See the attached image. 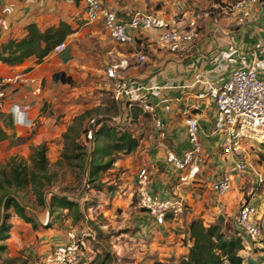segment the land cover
I'll return each instance as SVG.
<instances>
[{
	"label": "crops",
	"instance_id": "obj_1",
	"mask_svg": "<svg viewBox=\"0 0 264 264\" xmlns=\"http://www.w3.org/2000/svg\"><path fill=\"white\" fill-rule=\"evenodd\" d=\"M233 2L103 0L104 7L114 11L121 21H128L136 11L160 15L180 27H186L189 22L195 21L198 37L194 48L190 53L176 54L159 49L152 41L154 36L152 32L143 29H128L135 37V47L113 41L100 22L90 23L85 19L83 6L79 0H0V16L3 17L0 43L9 38L23 36L26 25L30 23L44 28L65 21L77 29L65 40V47L61 51L50 54L42 63L37 64L30 59L18 66L0 65V75H11L17 70H27L42 83L43 78L49 77L50 71L61 72L70 66L69 72L74 73V64L82 68L98 60L99 69L105 74L102 67L107 68L124 61V68L119 72L129 81L130 87L137 90L121 103L124 104L123 108L130 110L132 104L141 108L140 100H144L153 106V112L148 113L152 127L144 138H141L143 145L140 144L132 154L121 159L122 164L126 166L124 169L130 173L129 182H124L121 188L126 192L130 191L136 184L138 170L144 167L149 173L148 188L153 196L159 199L171 196L183 198L185 212L179 218L169 215L171 219L160 226L147 211L141 210L152 220L149 230L161 229V236L165 235L167 245L168 240L175 238V235L187 236V228L192 219L200 218L206 222L207 219L214 220L219 217L227 221L229 217L232 220L236 218V215L227 212L229 200L234 205L237 203L235 196L231 194L219 198L210 185L213 170L227 159L221 155L219 135L213 131L215 105L211 99L197 98L198 93L204 88L205 79L209 78L216 85H221L242 60L247 63L254 62L258 73L264 75V11L260 12L257 5L252 6L250 19L241 25L237 23L235 13L225 10V7ZM137 53L144 54L146 60L138 61ZM107 79L111 87V80L108 77ZM32 90V85L16 89L6 105V108L13 104L22 106L27 121L31 123V126L21 125L14 122L11 117L12 125L7 129V133L11 135V139H24L14 147H24L33 140L28 131L34 128L39 113L46 114L44 113L46 90L42 88L40 95H34ZM141 111L144 112L142 108ZM7 114L11 116V113ZM191 115L198 118L207 161L194 179L183 184L178 180L183 171H175L165 162V148L170 147L177 154L189 148L186 118ZM154 118L161 120L164 136L155 129ZM137 134L140 135L141 131L135 135ZM251 169H254V172ZM256 171L248 162L244 178L237 176L234 178L231 189L233 195L238 193L239 200L247 191V180L251 175H255ZM131 195L132 192L127 196L130 198ZM234 223L237 226V222ZM31 231L37 236L35 239L37 249L31 248L28 251L30 256L35 253L40 256L51 246L61 244L67 238V231L65 234H62V231L51 233L53 231L51 227ZM259 244L262 246L259 248L264 247L263 242ZM168 247L171 250L170 259L173 264L177 263L180 249L175 245L173 248L170 245ZM164 248H167L166 245L163 249L161 247L162 250ZM261 254L262 252H254L253 257L248 258V264H259L263 259Z\"/></svg>",
	"mask_w": 264,
	"mask_h": 264
},
{
	"label": "rangeland",
	"instance_id": "obj_2",
	"mask_svg": "<svg viewBox=\"0 0 264 264\" xmlns=\"http://www.w3.org/2000/svg\"><path fill=\"white\" fill-rule=\"evenodd\" d=\"M99 63L95 60L92 64H87L82 68L74 64V73L69 72L70 66L66 67V70L61 72H64L65 78L69 77V83L62 82L60 75L50 71L49 77L43 78L41 83L42 88L46 90L45 99L47 100L46 102L43 100L46 114L39 113L34 128L28 131L33 140L24 147H14L12 141H6L0 148V168L6 166L8 169V162L10 164L25 162L31 169L33 147L44 143L48 148L47 157L51 176L50 182L44 187L45 201H49L51 194L66 195L71 200L77 201L80 206L79 219L73 222V214L65 215L66 211L61 213L59 209L50 214L46 206H40L31 184L20 190L13 187L0 189V224L4 220L11 224L10 237L0 242L7 245L6 251L1 255L0 264H39V254L35 253L32 256L28 254L31 248L37 249L35 240L37 236L31 231L33 228L30 224L18 218L13 208L4 209L3 202L9 197L18 200L26 214L33 216L42 225L49 223L48 225L53 229L51 233L62 231L61 233L65 234L71 228L82 229L85 225L91 228L94 239L89 238V245L83 250L81 256V264H153L154 261L163 263L170 259L171 250L168 245L173 248V241L176 238L169 239L168 245L165 242V235L153 242L147 238L152 220L144 212L134 209L135 186L133 185L128 192L121 188L124 182H129L128 177L130 176V173L124 169L126 166L121 162L124 158L122 154H118L119 159L113 168L100 174V178L98 177L94 183L87 181V167L83 172L75 160L69 164L62 154L64 146L61 134L75 119L81 122L82 128L85 129L81 143L85 145L88 152L97 145L96 143H99L93 138L99 121H104L117 129H129L134 135L141 131L140 138H144L151 130L150 117L149 119L144 117L136 119L130 115L128 108H123L124 104L115 103L110 81L100 71ZM102 69L106 68L102 67ZM6 105L3 112L11 113L12 120L17 122L15 109L11 106L6 108ZM88 110H92L91 114L81 119L80 115ZM89 129L93 130L92 139L86 137ZM140 144L143 145L141 142ZM245 151L247 163H251L257 172L264 176V147L258 148L255 145L246 148ZM251 170L254 172V169ZM243 175L238 177H243ZM235 177L233 175V178ZM255 179L256 176L251 175L248 182L245 180L247 191L241 200L238 198V193L233 195L232 189L225 196L232 194L235 196L234 199H237L235 205L231 200L227 205V212L236 215L233 220L231 217L228 219L231 231L235 227L234 221L237 220L240 206L244 203L253 202L261 215L257 219H264V182L252 192ZM98 184L103 185V190H98L94 186ZM130 192L132 195L129 198L127 195ZM207 220L208 223L217 221V219ZM41 227L47 228L46 226ZM244 241L245 249L242 254L245 259L253 257L254 252L257 251L262 252L261 256L264 257V247L259 248L262 247L259 244L261 242L264 246V230L253 245L247 239ZM164 245L167 248L162 250ZM7 258H15L19 261L11 263L5 260ZM261 264H264V260Z\"/></svg>",
	"mask_w": 264,
	"mask_h": 264
},
{
	"label": "built area",
	"instance_id": "obj_3",
	"mask_svg": "<svg viewBox=\"0 0 264 264\" xmlns=\"http://www.w3.org/2000/svg\"><path fill=\"white\" fill-rule=\"evenodd\" d=\"M79 1L87 21L100 22L109 38L118 43L135 47V37L128 32V29H143L152 32L154 35L152 41L159 49L186 54L192 51L198 37L195 21L189 22L186 27H180L160 15L144 11H136L128 21H121L114 11L104 7L103 0ZM254 5H257L260 12L264 11V0H238L225 7V10L235 13L237 23L244 25L251 17V8ZM2 25L3 17L0 16V26ZM64 47L65 42L60 43L54 48L53 53L61 51ZM136 56L138 61L146 60V56L142 53H137ZM123 63L124 61L112 64L105 69V75L111 80L112 97L118 105L137 90L132 89L129 81L120 74V69L124 68ZM203 84L204 88L198 93L197 98H208L213 101L215 105L213 131L220 137L221 155L227 158L213 170L210 185L217 197H225L231 190L233 175L238 177L248 170L245 149L264 144V75L258 73L254 62L247 63L242 60L221 85H216L209 78L205 79ZM25 85H32V93L40 95L41 80L30 75L27 70H17L11 75H0V113L4 111L6 102L13 94L7 88ZM11 107L16 111L17 123L31 126L22 106L13 104ZM140 107L144 112L150 114L153 112V106L144 100H140ZM154 127L160 135H165L160 119L154 118ZM92 132L91 129L87 131L88 139H92ZM186 133L189 143L187 150L177 154L170 147L165 148V162L175 171H183L178 176V180L183 184L194 179L207 161L201 140V127L196 116L191 115L186 118ZM136 176L134 209L147 210L159 226L166 222L168 215H172L173 218L180 217L185 207L183 198L176 196L159 199L153 196L148 188L149 173L144 167L138 170ZM255 176L252 192L264 182L262 173L256 171ZM260 217L253 202L240 206L236 220L237 227L243 239H247L251 244L258 240L264 230V219H257ZM161 235L162 230L156 228L148 231L147 238L153 242ZM89 238L94 239V235L87 225L82 229L71 228L67 231L64 243L51 246L40 254L39 264H79L83 250L89 245ZM173 244L181 250L182 259L187 261L182 239L176 238ZM221 257L223 264H231L227 255Z\"/></svg>",
	"mask_w": 264,
	"mask_h": 264
},
{
	"label": "trees",
	"instance_id": "obj_4",
	"mask_svg": "<svg viewBox=\"0 0 264 264\" xmlns=\"http://www.w3.org/2000/svg\"><path fill=\"white\" fill-rule=\"evenodd\" d=\"M213 1L220 2L221 0ZM227 1L236 2L238 0ZM85 19L87 20L86 15ZM76 30L75 27L65 21H60L58 24L48 25L44 28L30 23L26 25L23 36L9 38L0 43V65L18 66L30 59H33L37 64L42 63L53 53L57 45L65 42L68 36L76 32ZM57 73L58 72L55 74ZM64 83H69V77L65 78ZM20 87L22 86H9L7 90L9 89V92L12 91L14 93L15 90ZM122 103H124V101ZM91 112L92 110L85 111L80 115V118H85V116L90 115ZM130 115L136 119L140 117L149 119L150 117L148 113H142L141 108L136 104H132ZM75 120L61 134L64 146L62 154L69 164L75 160L77 166H79L83 172L87 167V181L90 183H94L97 181L100 174L113 168L114 164L119 159L118 154H122L123 157L129 156L140 146V135L136 136L129 129H117V127L109 125L104 121H99L97 123L98 128L94 132L93 137L94 140L99 143H96L97 145L88 152L85 145L81 143V137L85 129L82 128L81 122L79 123ZM11 125V116L4 112L0 113V148L5 144L6 140L12 141V145L19 144L22 140L24 141L22 138L16 140L11 139V135L7 133V129L11 127ZM259 146L264 147V144ZM259 146L258 148H260ZM47 151L48 148L44 143L33 147V166L31 169L25 162H17L14 164L8 162V169L6 166L0 168V189L13 187L16 190H20L25 188L28 184H31L40 206H46L50 214L57 209L61 210V213L66 211L65 215L73 214V222H76L79 219L80 207L77 201L71 200L66 195L57 194H51L49 201H45L43 196L44 187L51 180ZM86 156L87 162L85 163ZM94 186L98 190H103L102 184ZM135 198L136 197H134V199ZM3 206L4 209L7 210L13 208L18 218L30 224L34 230L42 228L41 226L51 227L48 225L49 223H47V225H42L35 220L33 216L26 214L24 207L20 205L18 200L12 197L7 198L3 202ZM184 212L185 207L183 213ZM171 216H167L166 222L171 219L169 218ZM230 229V224L222 217L217 218V221L214 223L205 222L200 218L192 219L187 228V236L176 237L177 235H175V238L182 239L184 247L187 249V261L182 259L180 253L177 264H223L222 255H227L231 264H248V258H246V260L242 254L245 249V241L238 227L235 226L234 229H232L233 231ZM10 230V223L6 220L1 222L0 242H4L10 237ZM190 242L191 245H189ZM6 249L7 245L0 243V258ZM5 260L11 263L19 261V259L15 258H7ZM263 260L264 257L259 263ZM81 262L82 261H80L79 264H81ZM153 264H173V262L172 259H170L163 263L161 261H154Z\"/></svg>",
	"mask_w": 264,
	"mask_h": 264
},
{
	"label": "water",
	"instance_id": "obj_5",
	"mask_svg": "<svg viewBox=\"0 0 264 264\" xmlns=\"http://www.w3.org/2000/svg\"><path fill=\"white\" fill-rule=\"evenodd\" d=\"M56 75H60V77H61L60 79L62 80V82L65 81V75H64V72L57 73ZM143 211H147V210L143 209Z\"/></svg>",
	"mask_w": 264,
	"mask_h": 264
}]
</instances>
